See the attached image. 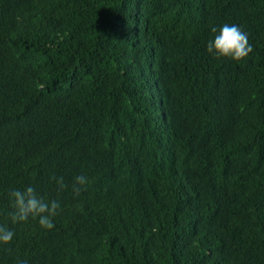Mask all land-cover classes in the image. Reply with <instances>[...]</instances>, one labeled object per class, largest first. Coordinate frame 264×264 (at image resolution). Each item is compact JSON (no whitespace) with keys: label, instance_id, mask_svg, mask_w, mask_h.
<instances>
[{"label":"trees","instance_id":"16d2710c","mask_svg":"<svg viewBox=\"0 0 264 264\" xmlns=\"http://www.w3.org/2000/svg\"><path fill=\"white\" fill-rule=\"evenodd\" d=\"M0 224V264H264V0H0Z\"/></svg>","mask_w":264,"mask_h":264},{"label":"clouds","instance_id":"9594fccd","mask_svg":"<svg viewBox=\"0 0 264 264\" xmlns=\"http://www.w3.org/2000/svg\"><path fill=\"white\" fill-rule=\"evenodd\" d=\"M211 32L214 34L206 43L205 51L216 58H229L240 60L252 51L248 34L237 24L224 23L218 28L213 26ZM56 183L63 188V177H53ZM85 175H78L74 178V190L78 193L79 188L75 185H85ZM10 198L9 216L13 224L27 221L29 218L36 219L38 224L45 230L54 228L53 217L60 207L59 201L45 200L38 195L36 188L28 184L23 188H12L8 192ZM14 231L12 228L0 224V244H8L12 241ZM16 264H27L24 259H17Z\"/></svg>","mask_w":264,"mask_h":264}]
</instances>
